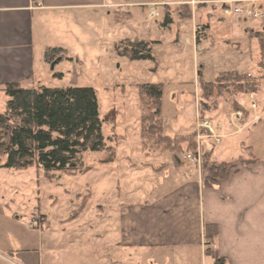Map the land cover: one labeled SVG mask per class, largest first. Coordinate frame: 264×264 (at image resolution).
<instances>
[{
    "label": "rangeland",
    "instance_id": "374dc122",
    "mask_svg": "<svg viewBox=\"0 0 264 264\" xmlns=\"http://www.w3.org/2000/svg\"><path fill=\"white\" fill-rule=\"evenodd\" d=\"M147 1L104 0L105 7L96 14L74 13L73 19L92 21L89 29L82 23L75 24L78 38L70 43L73 51L68 55L74 54L78 63L62 57L47 66L36 84L93 88L102 134L106 145L114 148V160L108 163L111 154L103 150L84 153L83 169L75 173H46L36 166L22 170L0 167V197L7 212L20 215L21 221H17L23 228L18 232L27 241L24 244L38 243L43 264H120V206L140 200L142 193L153 189L163 192L172 182L170 174L148 172L149 166L173 159L182 166L190 164L183 158L189 152L185 144L182 153L143 151L137 84H163L164 132L174 136L194 130L197 146H215L212 161L245 156L241 142L252 145L255 156L264 157V79L260 81L261 90L252 95L255 109L251 108L250 95L223 94L216 98L214 92L207 100L210 110L204 117L198 111L199 76L213 81L225 71L253 77L264 74L257 66L261 59L257 40L248 36L249 30L264 31V15L257 19L225 16L218 4L206 3L199 8L189 5L191 15L185 17L179 5L191 0H172L175 3L168 8L172 22L165 25V7L157 6L156 15L151 17L148 5L156 0ZM124 38L152 41L154 60L131 61L117 56L113 45ZM5 102L4 95L0 112ZM237 105L252 113L244 118ZM202 120L210 122L221 139L219 143L206 136L197 137L198 129L207 134L198 127ZM241 125L246 128L237 135H219L221 130L232 132ZM5 160V155L0 156V164ZM28 220L35 221L37 229H30Z\"/></svg>",
    "mask_w": 264,
    "mask_h": 264
},
{
    "label": "crops",
    "instance_id": "0c3cea01",
    "mask_svg": "<svg viewBox=\"0 0 264 264\" xmlns=\"http://www.w3.org/2000/svg\"><path fill=\"white\" fill-rule=\"evenodd\" d=\"M105 4L104 0H0V99L4 101L2 89L7 83H40L49 65L43 59L44 49L60 46L71 53L70 43L78 38L75 24L88 29L92 24L90 18L72 15L96 14ZM70 60L78 63L74 54ZM244 128L220 129L219 135L234 136ZM207 150L213 159L215 146ZM255 157L246 164L220 160L228 167L214 186L204 185L207 170L192 163L182 166L173 159L149 166L148 172L170 174L173 179L165 191L153 189L120 206V264H212L218 258L224 264H264V157ZM6 207L0 197V264H43L38 243L25 245L19 235L20 215L10 214ZM206 225L216 228L209 240L212 246L204 245Z\"/></svg>",
    "mask_w": 264,
    "mask_h": 264
},
{
    "label": "trees",
    "instance_id": "16d2710c",
    "mask_svg": "<svg viewBox=\"0 0 264 264\" xmlns=\"http://www.w3.org/2000/svg\"><path fill=\"white\" fill-rule=\"evenodd\" d=\"M212 1V0H210ZM206 5L201 3L197 8ZM165 6L163 24L172 22ZM180 14L189 17L191 9L187 4L179 5ZM249 38H256L261 59L257 66L264 70V31H248ZM152 41L124 38L114 43L117 56L125 59L154 60ZM71 59L67 50L60 46H47L43 59L52 64L57 60ZM261 79L237 71H225L213 81H206L199 76L201 99L198 111L204 117L210 110L207 100L223 94L254 95L261 90ZM140 105L139 140L143 151L182 153L183 144L187 152H196V132L169 136L164 132V120L161 116L162 83H141L136 85ZM6 97L5 109L0 112V156L6 160L0 167L22 170L32 166L44 172L75 173L83 169V154L108 150L111 154L108 163L115 158L114 148L106 145L101 130L99 106L95 90L91 87L70 86L51 88L45 86H23L18 82L7 83L2 89ZM209 107V108H208ZM236 110L247 118L249 110L237 105ZM244 155L236 161L246 164L256 160L252 146L241 143ZM202 170H207L205 186H214L224 176L228 164L216 163L211 159V150L201 147ZM213 225L205 226L207 243L215 235ZM212 264H224L223 259H215Z\"/></svg>",
    "mask_w": 264,
    "mask_h": 264
},
{
    "label": "built area",
    "instance_id": "2783aa9c",
    "mask_svg": "<svg viewBox=\"0 0 264 264\" xmlns=\"http://www.w3.org/2000/svg\"><path fill=\"white\" fill-rule=\"evenodd\" d=\"M175 2L172 0H156L152 3H150L148 6L150 7V16L154 17L156 15L155 8L157 6H169L171 4H174ZM188 5H191L192 7H195L198 4L201 3H215L219 5V8L221 9V12L225 16H238L245 18H262L264 13L262 11V4L264 3V0H191L185 2ZM251 100V108H256V103L253 99V96H249ZM199 128H204L207 131V134L205 135H199L197 134V137H204L212 138L215 143L220 142V137L214 133L213 128L211 127V124L207 120H202L198 124ZM201 147L197 146L196 152H188L186 153L183 158L188 160L190 163L200 167L201 165ZM28 227L32 229H37V224L35 221L28 220L27 221ZM206 246H212L210 243L204 244Z\"/></svg>",
    "mask_w": 264,
    "mask_h": 264
},
{
    "label": "water",
    "instance_id": "95a60500",
    "mask_svg": "<svg viewBox=\"0 0 264 264\" xmlns=\"http://www.w3.org/2000/svg\"><path fill=\"white\" fill-rule=\"evenodd\" d=\"M52 64H53V63H52ZM52 64H51V65H52Z\"/></svg>",
    "mask_w": 264,
    "mask_h": 264
}]
</instances>
